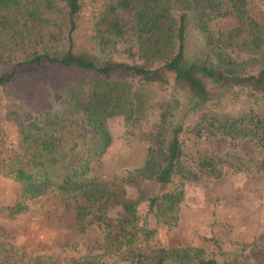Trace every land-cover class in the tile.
Here are the masks:
<instances>
[{"label": "trees", "instance_id": "1", "mask_svg": "<svg viewBox=\"0 0 264 264\" xmlns=\"http://www.w3.org/2000/svg\"><path fill=\"white\" fill-rule=\"evenodd\" d=\"M252 5L253 0H0V93L26 98L35 113L18 125L21 140L16 146L0 141V174L18 184L13 211L24 212L30 201L52 193L74 196L75 224L82 231L101 227L104 248L127 264H228L201 247L160 248L152 256L138 252L154 230L139 226L137 201L96 170L112 143L107 119L122 115L132 125L147 117V97L133 90L127 77L146 84L172 79L170 99L159 106L160 120L143 164L133 171L136 177L160 185L175 177L220 178L214 157H204L193 168L182 161L183 134L200 131L189 128L186 118L220 97L245 93L256 107L202 113L201 119L211 123L210 134L244 138L264 148V18L253 17ZM224 18L235 25L216 28ZM190 33L199 42L194 53ZM115 41L131 42L145 63L116 61L107 50L91 47ZM228 46L248 57L237 60ZM29 69L52 71L60 105L39 101L47 83L25 77ZM255 168L257 173L264 170V156ZM183 195L179 190L147 199L159 224L177 225ZM117 205L120 215L107 216V209ZM18 252L0 240V264H24ZM96 262L84 258L76 263ZM253 264H264V257Z\"/></svg>", "mask_w": 264, "mask_h": 264}, {"label": "rangeland", "instance_id": "2", "mask_svg": "<svg viewBox=\"0 0 264 264\" xmlns=\"http://www.w3.org/2000/svg\"><path fill=\"white\" fill-rule=\"evenodd\" d=\"M253 17L264 18V0H253ZM232 19L224 18L216 28H231ZM80 42L83 43L81 37ZM188 45L192 53L199 42L190 33ZM85 44V41H84ZM107 50L116 61L145 63L143 54L136 51L131 42L115 41ZM227 52L237 60L248 57L228 46ZM194 51V52H193ZM28 78L45 79L40 102L60 105L59 89L50 69H29L23 72ZM133 90L143 92L149 108L145 120L129 124L122 115L107 119L106 125L112 143L104 153L96 175L104 180H115L128 198L137 201L139 226L144 225L154 233L142 242L137 251L152 256L160 248L179 246L201 247L213 251L217 259L228 264H253L264 257V170L257 173L255 165L264 156V148L252 145L244 138L231 139L210 134L209 126L201 115L213 112L241 113L256 107L252 96L240 94L238 98L220 97L209 100L200 111L191 113L185 124L200 131L183 134L182 161L193 168L204 157H214L222 170L220 178L202 176L195 181L175 177L171 183L160 185L155 181L136 177L133 171L140 167L151 144L160 120V104L170 99L172 79L169 83H141L127 77ZM31 102L25 99L5 97L0 93V141L14 147L21 140L19 124L35 113L30 112ZM39 103H37L38 105ZM28 114V117H27ZM84 114L80 113L82 119ZM183 191L174 227L159 224L149 211L147 199L164 192ZM18 184L0 174V240L12 243L18 250L17 259L24 264H77L84 258L97 264H127L128 262L104 248L105 233L97 224L80 230L75 224L74 196L52 193L48 197L30 201L26 211L16 213ZM120 206L109 207L106 215L116 218Z\"/></svg>", "mask_w": 264, "mask_h": 264}]
</instances>
